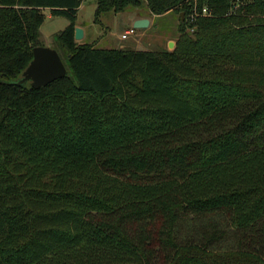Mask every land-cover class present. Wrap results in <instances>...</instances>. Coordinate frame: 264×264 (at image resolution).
<instances>
[{
    "label": "trees",
    "instance_id": "1",
    "mask_svg": "<svg viewBox=\"0 0 264 264\" xmlns=\"http://www.w3.org/2000/svg\"><path fill=\"white\" fill-rule=\"evenodd\" d=\"M79 2L0 0V264H264V0H95L171 49L78 42ZM44 7L66 73L18 84Z\"/></svg>",
    "mask_w": 264,
    "mask_h": 264
},
{
    "label": "rangeland",
    "instance_id": "2",
    "mask_svg": "<svg viewBox=\"0 0 264 264\" xmlns=\"http://www.w3.org/2000/svg\"><path fill=\"white\" fill-rule=\"evenodd\" d=\"M45 17L40 25V38L44 45L54 46L55 34L68 22L63 15H53L48 7L43 8ZM136 14L148 15L150 22L145 27H134L132 17ZM95 20V0H80L76 12V23L83 28V36L78 42H95L97 46H122L130 48L156 49L167 47V41L172 39L175 44L177 34V14L173 11L162 15L149 14L145 3L134 8L119 11H103ZM130 27L133 32L122 38L121 34ZM169 49V48H168Z\"/></svg>",
    "mask_w": 264,
    "mask_h": 264
},
{
    "label": "water",
    "instance_id": "3",
    "mask_svg": "<svg viewBox=\"0 0 264 264\" xmlns=\"http://www.w3.org/2000/svg\"><path fill=\"white\" fill-rule=\"evenodd\" d=\"M183 17V12H181ZM149 24V18L146 16L136 17L133 20L134 27H145ZM83 28L80 25L74 26V38L79 39L83 36ZM169 49L174 47V40L167 41ZM66 67L61 59L58 51L52 47L44 44L34 45L32 47V58L28 64L23 68L20 76L14 82L20 84L29 81L31 85H43L47 82L64 76Z\"/></svg>",
    "mask_w": 264,
    "mask_h": 264
},
{
    "label": "built area",
    "instance_id": "4",
    "mask_svg": "<svg viewBox=\"0 0 264 264\" xmlns=\"http://www.w3.org/2000/svg\"><path fill=\"white\" fill-rule=\"evenodd\" d=\"M236 5H237V2H234L233 5H232V8H234ZM200 13L203 14V15H206V14H211V11H209L205 6H203L201 8ZM133 31H134V28L133 27H130L129 29L125 30L124 33L121 34V37L122 38H125V37H127V34L128 33L133 32Z\"/></svg>",
    "mask_w": 264,
    "mask_h": 264
},
{
    "label": "crops",
    "instance_id": "5",
    "mask_svg": "<svg viewBox=\"0 0 264 264\" xmlns=\"http://www.w3.org/2000/svg\"><path fill=\"white\" fill-rule=\"evenodd\" d=\"M140 16H146V17H148L147 15H138V14H136V15H134V16L132 17V20H134L136 17H140ZM149 22H150V18H149ZM76 25H80V24H77V23H76Z\"/></svg>",
    "mask_w": 264,
    "mask_h": 264
}]
</instances>
